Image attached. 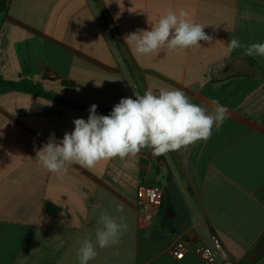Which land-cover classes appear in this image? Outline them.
<instances>
[{"label":"crops","instance_id":"1","mask_svg":"<svg viewBox=\"0 0 264 264\" xmlns=\"http://www.w3.org/2000/svg\"><path fill=\"white\" fill-rule=\"evenodd\" d=\"M180 8L205 25L210 42L149 56L125 42ZM233 38L264 42V0H8L0 78L60 101L0 86V264H78L104 209L129 227L89 264H216L196 252L210 236L234 264H264V57L225 56ZM160 88L181 89L209 111L216 99L228 118L207 142L166 156L146 148L59 176L38 164L50 135L73 131L92 104L109 115L133 91ZM139 185L162 193L153 218L136 205ZM176 242L187 246L181 259Z\"/></svg>","mask_w":264,"mask_h":264},{"label":"clouds","instance_id":"2","mask_svg":"<svg viewBox=\"0 0 264 264\" xmlns=\"http://www.w3.org/2000/svg\"><path fill=\"white\" fill-rule=\"evenodd\" d=\"M204 28L190 19L188 10L168 9L151 23L150 30L140 29L124 39L137 55H158L161 51L200 48L201 41L213 39ZM236 50H242L243 56L264 57V42L244 45L233 38L227 42L225 56ZM133 96L121 98L109 115H98L97 105L92 104L87 120L74 119L73 131L65 132L60 140L54 133L50 135L37 150L38 164L59 176L73 165L92 170L101 161L134 158L146 148L155 157L166 156L199 141L207 142L229 115L228 108L218 100L211 101L209 111L193 103L181 89H148L143 95L133 91ZM116 211L123 212V207ZM128 227L124 216H114L104 209L96 221L94 238L85 236L77 249L78 264H89L97 257L98 248L118 245Z\"/></svg>","mask_w":264,"mask_h":264},{"label":"built area","instance_id":"3","mask_svg":"<svg viewBox=\"0 0 264 264\" xmlns=\"http://www.w3.org/2000/svg\"><path fill=\"white\" fill-rule=\"evenodd\" d=\"M162 204V193L160 190L139 185L136 189V205L147 217L153 218ZM187 250L185 242H176L172 245L171 251L176 259H181ZM198 255L216 264H234L233 260L222 250V247L215 236H210L206 244L197 248Z\"/></svg>","mask_w":264,"mask_h":264},{"label":"trees","instance_id":"4","mask_svg":"<svg viewBox=\"0 0 264 264\" xmlns=\"http://www.w3.org/2000/svg\"><path fill=\"white\" fill-rule=\"evenodd\" d=\"M7 4H8V0H0V13L4 12L6 10ZM247 59L250 61L249 58H247ZM0 86H10V87L18 88V89H27V90H30V91H35L37 93H41V94H43L44 96H46V97H48L50 99H53V100H56V101H60L59 98H57V97H55L53 95L45 94V93L41 92L37 85H33L32 86V85H30L28 83L13 84V83L4 82L0 78Z\"/></svg>","mask_w":264,"mask_h":264}]
</instances>
